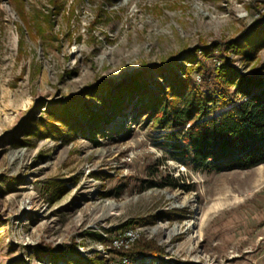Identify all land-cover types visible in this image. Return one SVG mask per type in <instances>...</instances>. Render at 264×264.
I'll use <instances>...</instances> for the list:
<instances>
[{"label":"rangeland","instance_id":"rangeland-1","mask_svg":"<svg viewBox=\"0 0 264 264\" xmlns=\"http://www.w3.org/2000/svg\"><path fill=\"white\" fill-rule=\"evenodd\" d=\"M25 2L29 13L51 8L50 0ZM63 2L35 36L10 0L0 2V264H53L45 247L62 244L108 258L127 228L139 233L128 249L155 239L172 264H264V163L194 169L135 123L125 93L120 114L99 98L104 85L120 90L139 71L162 82L182 52L235 39L264 18V0ZM80 100L74 122L51 120L60 133L30 130ZM93 112L102 116L95 129ZM176 210L182 218L166 214ZM129 219L134 225L120 229Z\"/></svg>","mask_w":264,"mask_h":264},{"label":"trees","instance_id":"trees-1","mask_svg":"<svg viewBox=\"0 0 264 264\" xmlns=\"http://www.w3.org/2000/svg\"><path fill=\"white\" fill-rule=\"evenodd\" d=\"M10 1L33 36L44 34L46 28L42 19L52 22L53 15L59 14L64 6L63 0H50L51 8L48 12L37 10L29 13L25 0ZM99 10L102 11L103 6ZM262 47L264 18L255 20L235 39L198 44L182 52L161 73L164 79L162 82L148 81L151 73L139 71L120 90H112L104 85L103 90L108 93H100L99 98L104 102L109 101L110 106L120 114L128 104L123 97L125 93L126 98L134 103L132 110L137 109L135 123H144L150 136L159 141L171 158L180 163L209 172L252 168L264 163ZM232 55L240 57L239 64L235 63ZM154 68L156 71L161 70L159 66ZM84 94L90 95L91 91L87 90ZM82 102L80 100L78 106L74 104L71 107L63 103L62 107L49 112L50 122L41 123L39 129L31 126L30 130L39 136H46L50 128L60 133L59 127L51 120L71 124L76 119L72 108L77 109ZM92 114L90 126L95 129L102 116L95 112ZM81 125L78 122L74 130L81 129ZM131 130L130 127L128 131ZM182 213L176 210L166 214L182 218ZM133 223L134 220L129 219L120 229L124 230L128 224ZM112 230L117 231V228ZM98 237L102 241L111 240V236L98 234ZM45 248L50 252L53 264L61 261L64 264H119L126 255L134 257L140 254H150L155 258L152 263L144 264H172L163 258L167 254L165 248L155 239L145 237L135 241L128 250L111 248L108 258L99 252L83 256L76 244Z\"/></svg>","mask_w":264,"mask_h":264},{"label":"built area","instance_id":"built-area-1","mask_svg":"<svg viewBox=\"0 0 264 264\" xmlns=\"http://www.w3.org/2000/svg\"><path fill=\"white\" fill-rule=\"evenodd\" d=\"M139 236V233L132 229V228H127L125 231L120 234L119 236H116L112 240V245L114 248L118 249H128L134 240H136ZM155 258H153L151 255H142L140 256H135V257H130L128 255L124 256L119 264H133L134 262H138V264H143V262H148V261H153Z\"/></svg>","mask_w":264,"mask_h":264}]
</instances>
